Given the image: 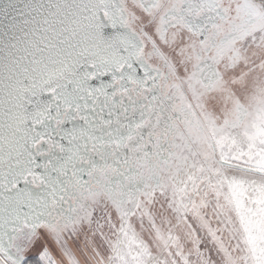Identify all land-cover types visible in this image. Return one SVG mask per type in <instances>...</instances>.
Listing matches in <instances>:
<instances>
[{
  "label": "snow or ice",
  "instance_id": "snow-or-ice-1",
  "mask_svg": "<svg viewBox=\"0 0 264 264\" xmlns=\"http://www.w3.org/2000/svg\"><path fill=\"white\" fill-rule=\"evenodd\" d=\"M0 264H264V0H0Z\"/></svg>",
  "mask_w": 264,
  "mask_h": 264
}]
</instances>
